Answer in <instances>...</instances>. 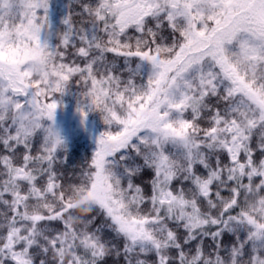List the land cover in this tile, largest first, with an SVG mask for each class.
Masks as SVG:
<instances>
[{
  "label": "snow or ice",
  "instance_id": "obj_1",
  "mask_svg": "<svg viewBox=\"0 0 264 264\" xmlns=\"http://www.w3.org/2000/svg\"><path fill=\"white\" fill-rule=\"evenodd\" d=\"M69 4L53 44L0 0V264H264V0ZM70 89L105 129L66 171Z\"/></svg>",
  "mask_w": 264,
  "mask_h": 264
},
{
  "label": "trees",
  "instance_id": "obj_2",
  "mask_svg": "<svg viewBox=\"0 0 264 264\" xmlns=\"http://www.w3.org/2000/svg\"><path fill=\"white\" fill-rule=\"evenodd\" d=\"M53 7L55 14L61 17L59 23L54 27V35L51 33V37L49 38V42L54 44L55 32L57 29H62L63 25L61 21L71 6L69 0H60L59 4L55 3ZM141 71L146 75L149 67L144 66ZM60 102L63 106L57 108L54 118H61L68 124L73 125L75 132H72L70 137H62L63 149L58 151L57 155L64 158L63 168L66 171H71L91 158L96 147V137L105 129V126L97 113H89L83 125L81 124L80 116L75 111L76 96L71 89L61 97ZM226 239H231V237H226Z\"/></svg>",
  "mask_w": 264,
  "mask_h": 264
},
{
  "label": "rangeland",
  "instance_id": "obj_3",
  "mask_svg": "<svg viewBox=\"0 0 264 264\" xmlns=\"http://www.w3.org/2000/svg\"><path fill=\"white\" fill-rule=\"evenodd\" d=\"M60 0H49V11H48V17L51 24V33H53L54 27L57 23H59V20L61 17L54 12V4H59ZM54 15V16H52ZM54 35V33H53ZM51 37V36H50ZM50 41V40H49ZM56 114V112H55ZM46 124L48 122H45ZM53 127L58 131L59 135L64 138L70 137L72 132L74 131L73 125L68 124L65 122V120H62L61 118H54ZM69 139V138H68Z\"/></svg>",
  "mask_w": 264,
  "mask_h": 264
},
{
  "label": "clouds",
  "instance_id": "obj_4",
  "mask_svg": "<svg viewBox=\"0 0 264 264\" xmlns=\"http://www.w3.org/2000/svg\"><path fill=\"white\" fill-rule=\"evenodd\" d=\"M72 206H73L74 211L72 213V216L69 218V223L75 225V224H78L83 217L89 214L90 209L87 204L86 196L84 195L77 197L73 201Z\"/></svg>",
  "mask_w": 264,
  "mask_h": 264
}]
</instances>
